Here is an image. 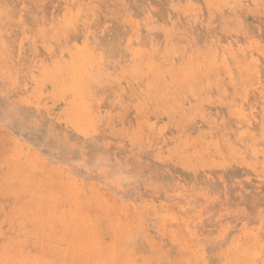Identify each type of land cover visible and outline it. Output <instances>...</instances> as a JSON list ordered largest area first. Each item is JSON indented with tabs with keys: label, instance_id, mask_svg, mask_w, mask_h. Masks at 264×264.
<instances>
[{
	"label": "rangeland",
	"instance_id": "374dc122",
	"mask_svg": "<svg viewBox=\"0 0 264 264\" xmlns=\"http://www.w3.org/2000/svg\"><path fill=\"white\" fill-rule=\"evenodd\" d=\"M0 150V264H264V0H0Z\"/></svg>",
	"mask_w": 264,
	"mask_h": 264
},
{
	"label": "bare ground",
	"instance_id": "6f19581e",
	"mask_svg": "<svg viewBox=\"0 0 264 264\" xmlns=\"http://www.w3.org/2000/svg\"><path fill=\"white\" fill-rule=\"evenodd\" d=\"M149 70H150V69H149ZM4 145H6V143H5ZM3 148H4V147H3ZM6 149H9V148H6ZM0 152H1V150H0ZM14 152H15V151H14ZM5 153H6V152H5ZM0 155H1V154H0ZM0 161H1V160H0ZM73 184H74V183H73ZM72 188H73V187H72ZM54 189H55V188H54ZM33 193H35V191H34ZM42 196H43V195H42ZM44 196H45V195H44ZM43 199L46 200V198H43ZM36 203H37V202H36ZM40 203H41V202H40ZM39 206H40V205H39ZM86 206H87V204H86ZM51 208H52V207H51ZM86 209H88V208H86ZM53 210H54V209H53ZM50 211H51V210H50ZM51 213H52V212H51ZM77 216H78V215H77ZM77 216H76V219H77ZM80 216H81V215L79 214V217H80ZM73 217H75V216H73ZM79 217H78V221H77L78 223H79V220H80ZM87 217H88V216H87ZM45 219H46V218H45ZM45 219H44V220L42 219V220H43V223H44ZM72 219H73V218H72ZM74 219H75V218H74ZM74 219H73V220H74ZM86 219H87V218H86ZM86 219H83V221L86 220ZM73 220H71V221H73ZM81 220H82V218H81ZM46 222H47V221H46ZM85 222H86V221H85ZM88 222H89V221H88ZM88 222H87V223H88ZM75 223H76V222H75ZM75 223H74V224H75ZM78 223H77V224H78ZM80 223H81V222H80ZM87 225H88V224H87ZM85 226H86V224H85ZM83 227H84V226H83ZM70 243H71V242H70ZM70 243H69V244H70ZM74 244H75V243H74ZM74 247H75V246H74ZM90 249H91V248H90ZM88 251H92V250H88ZM96 260H97V259H96Z\"/></svg>",
	"mask_w": 264,
	"mask_h": 264
}]
</instances>
